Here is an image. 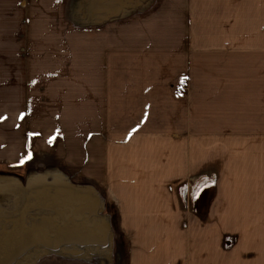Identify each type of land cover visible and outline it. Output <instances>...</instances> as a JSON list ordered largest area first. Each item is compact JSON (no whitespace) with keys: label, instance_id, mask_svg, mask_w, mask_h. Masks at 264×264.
I'll return each mask as SVG.
<instances>
[{"label":"crops","instance_id":"obj_1","mask_svg":"<svg viewBox=\"0 0 264 264\" xmlns=\"http://www.w3.org/2000/svg\"><path fill=\"white\" fill-rule=\"evenodd\" d=\"M0 25V172L45 154L91 192L110 264H264V0H0ZM32 203L0 192V264H97L39 252Z\"/></svg>","mask_w":264,"mask_h":264},{"label":"water","instance_id":"obj_2","mask_svg":"<svg viewBox=\"0 0 264 264\" xmlns=\"http://www.w3.org/2000/svg\"><path fill=\"white\" fill-rule=\"evenodd\" d=\"M38 177L30 173L26 183L1 179L0 192L31 196L33 203L27 215L30 224L25 226L38 233L39 239L33 242L38 244L35 246L39 252L47 250L110 264L113 226L110 218L95 207L91 192L70 185L64 178L63 182L57 177L50 181L48 173Z\"/></svg>","mask_w":264,"mask_h":264},{"label":"rangeland","instance_id":"obj_3","mask_svg":"<svg viewBox=\"0 0 264 264\" xmlns=\"http://www.w3.org/2000/svg\"><path fill=\"white\" fill-rule=\"evenodd\" d=\"M5 23L10 24L11 22H5ZM3 29H4V27L2 25H0V37L1 38L5 37L4 34L3 35L1 34V32L4 31ZM28 60L31 61L28 58V59H26V61H23V62H28ZM2 64L3 63L1 61L0 62V68H1ZM25 66L27 68L29 67V65H25ZM16 96H14V98L9 100V101H3V102L0 101V123H4V121H5L4 115L5 114H11L12 115L14 113L12 111L13 110L12 105L11 106H7V105L9 104V102H11V104H13L14 101H18V97H16ZM27 109H28V112H29V110H30V101L29 100H28V108ZM11 122H13V119L11 120ZM28 131H30V130H28ZM42 155H45V154L38 155L37 156L38 158H35V159L32 160V162L27 163V166H23L22 169L16 168V169H10V170L6 171L7 173H10V174H6V173L0 172V180L1 179L7 180L9 178V175H12V177L17 176V177H19V178H21L23 180H26L30 176V173H31L30 170H32L33 168L38 169V171L40 172V174H39L40 177H38V178H42L41 176L44 177L49 171H52V170L54 171L55 169H54L53 165L51 166V164H49V163H51L50 161L41 160L40 159ZM3 169H4V167H1L0 171L3 170ZM55 176L57 178H60V179H58L59 182L65 181L63 179V177L61 178L58 175H55ZM22 183H25V181L22 182ZM110 223H112V220H111ZM112 225H113V223H112ZM106 264H108V263H106Z\"/></svg>","mask_w":264,"mask_h":264},{"label":"built area","instance_id":"obj_4","mask_svg":"<svg viewBox=\"0 0 264 264\" xmlns=\"http://www.w3.org/2000/svg\"><path fill=\"white\" fill-rule=\"evenodd\" d=\"M189 89V84L186 80H183L180 87H179V91L181 92H185L186 90Z\"/></svg>","mask_w":264,"mask_h":264},{"label":"snow or ice","instance_id":"obj_5","mask_svg":"<svg viewBox=\"0 0 264 264\" xmlns=\"http://www.w3.org/2000/svg\"><path fill=\"white\" fill-rule=\"evenodd\" d=\"M23 118V114H21V119ZM54 139V138H53ZM50 143H51V140L49 141ZM31 158V155L29 154V156H27V157H25V159H30ZM24 162V160H21V163H23ZM196 195H199V191H197L196 193H195Z\"/></svg>","mask_w":264,"mask_h":264}]
</instances>
